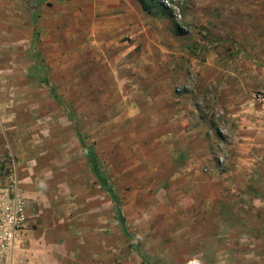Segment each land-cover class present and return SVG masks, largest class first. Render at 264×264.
Segmentation results:
<instances>
[{
	"label": "rangeland",
	"instance_id": "1",
	"mask_svg": "<svg viewBox=\"0 0 264 264\" xmlns=\"http://www.w3.org/2000/svg\"><path fill=\"white\" fill-rule=\"evenodd\" d=\"M153 1V15L136 0L17 5L37 24L0 83L24 143L17 186L43 223L79 226L75 264H264L263 197L222 211L216 169L161 131L200 64L223 53L264 68V0Z\"/></svg>",
	"mask_w": 264,
	"mask_h": 264
},
{
	"label": "crops",
	"instance_id": "2",
	"mask_svg": "<svg viewBox=\"0 0 264 264\" xmlns=\"http://www.w3.org/2000/svg\"><path fill=\"white\" fill-rule=\"evenodd\" d=\"M20 4L25 5V2L0 0V83L15 79L16 46L31 45L32 23L34 27L37 25L29 13L16 12ZM21 26L23 31L17 34L15 30ZM224 56L222 53L215 60L199 65L198 79L188 83L191 89L179 96L174 120L168 121L161 131L169 130L174 144L177 141L187 149H199L198 157L206 164V170L216 169L222 182L209 186L207 193L212 196L216 191V196L222 197V211L236 210L238 204L248 206L252 196L263 197L262 201H253L255 205L262 204L264 211V119L258 116L257 101L251 98V93L264 85V68L251 60L233 61L227 57L225 60ZM208 73L212 74L208 76ZM10 94L3 104L5 108H0V193L14 168L11 152L24 146L10 137V133L16 132L17 124L16 99L14 93ZM209 149H216L215 158L210 156ZM18 162V173L23 180L24 165L21 159ZM19 191L25 200L27 220L22 246L15 250L17 264H75L70 246L75 239L73 230L79 226L43 223L37 214L42 210L40 203L30 204L26 193L20 188ZM33 196L38 197V194L33 193ZM35 208L39 209L37 213L33 212Z\"/></svg>",
	"mask_w": 264,
	"mask_h": 264
},
{
	"label": "built area",
	"instance_id": "3",
	"mask_svg": "<svg viewBox=\"0 0 264 264\" xmlns=\"http://www.w3.org/2000/svg\"><path fill=\"white\" fill-rule=\"evenodd\" d=\"M257 101L258 116L264 119V85L251 93ZM27 220L26 204L14 174L8 176L0 193V264H17L15 250L20 249Z\"/></svg>",
	"mask_w": 264,
	"mask_h": 264
},
{
	"label": "trees",
	"instance_id": "4",
	"mask_svg": "<svg viewBox=\"0 0 264 264\" xmlns=\"http://www.w3.org/2000/svg\"><path fill=\"white\" fill-rule=\"evenodd\" d=\"M139 5L141 6L142 10L147 13V14H150V15H153L154 14V1L153 0H136ZM181 33H184V31L182 30Z\"/></svg>",
	"mask_w": 264,
	"mask_h": 264
}]
</instances>
